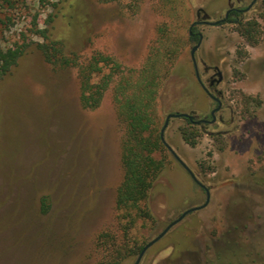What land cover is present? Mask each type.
<instances>
[{
  "label": "rangeland",
  "instance_id": "rangeland-1",
  "mask_svg": "<svg viewBox=\"0 0 264 264\" xmlns=\"http://www.w3.org/2000/svg\"><path fill=\"white\" fill-rule=\"evenodd\" d=\"M63 1L0 0V47L25 45L17 66L0 82V264H99L98 236L111 232L122 239L116 199L125 126L116 93L129 78L136 82L157 52H175L155 105L158 133L170 113L205 118L216 107L196 78L190 27L200 9L208 21L224 18L232 0H141L137 6L131 0H76L78 21L71 27ZM251 1L232 2L247 7ZM248 22L260 25L255 45L238 24L197 27L204 37L195 54L199 71L205 82L213 70L205 74L204 64L223 72L213 93L222 92L224 109L216 124L200 128L195 147L183 140V118L170 120L165 140L211 198L153 245L140 264L264 263L263 0L240 23ZM37 30H47L51 39L64 37L66 53L80 61L102 53L121 65L97 108L82 106L76 68L45 61ZM156 157L165 167L145 204L153 220L137 222L131 245L146 246L207 200L167 147ZM44 196L50 204L46 214ZM138 256L121 264H135Z\"/></svg>",
  "mask_w": 264,
  "mask_h": 264
},
{
  "label": "trees",
  "instance_id": "trees-1",
  "mask_svg": "<svg viewBox=\"0 0 264 264\" xmlns=\"http://www.w3.org/2000/svg\"><path fill=\"white\" fill-rule=\"evenodd\" d=\"M76 0L68 2L66 7L70 27L78 21ZM103 3L122 2L123 0H99ZM138 5L141 0H131ZM264 4V0H263ZM57 6V5H55ZM65 6H63V9ZM58 17V13L54 16ZM55 20V19H54ZM53 20V21H54ZM240 34L252 45L258 43L260 25L257 22L239 23ZM68 29V28H67ZM65 33L66 28H63ZM164 29L161 30L163 32ZM47 30H37L43 42L37 43L47 63L55 67L78 70L80 101L84 108H97L109 89L114 75L121 72V65L111 56L95 53L89 59L80 61L76 53H66L65 38L55 36L51 39ZM70 32V31H69ZM25 45L15 48L2 49L0 47V82L11 74L14 67L25 54ZM175 52L167 50L162 56L149 58L148 65L139 73V79L134 82L129 78L117 90L119 117L125 126L122 144L123 179L117 189L116 205L121 212L122 239L111 232H103L97 238V246L103 250L99 264H121L125 259L140 254L145 245L130 244V232L139 220H153L152 213L145 206L155 181L162 173L165 162L156 157L157 153L166 150L161 140V134L155 128V105L162 81L170 73L168 63ZM168 62H164L166 59ZM110 72L104 74L105 69ZM134 82V83H133ZM183 140L195 147L201 137L200 128L187 121L182 127ZM49 198H41V212L48 213ZM264 264V263H254Z\"/></svg>",
  "mask_w": 264,
  "mask_h": 264
},
{
  "label": "flooded vegetation",
  "instance_id": "flooded-vegetation-1",
  "mask_svg": "<svg viewBox=\"0 0 264 264\" xmlns=\"http://www.w3.org/2000/svg\"><path fill=\"white\" fill-rule=\"evenodd\" d=\"M233 1V0H232ZM232 1H230V3H229V5H230V7H229V9L226 11V13H225V16H224V18H222V19H220V20H224V23L221 25V26H223V25H231V24H239L241 21H242V17L244 16V15H246L247 13H249L255 6H256V4L259 2V0H252L251 2H250V4L247 6V7H237L236 5H234V3L232 2ZM245 2V0H237V3H239V4H242V3H244ZM228 11H231L230 13H229V15L227 16V13H228ZM197 21L196 22H194V23H196L195 24V26L193 27V29L191 30L192 31V35L190 34V36H191V38H192V41L193 42H196V44H197V42L199 41V38H200V34H202L201 32H199L198 31V29H197V27L198 26H209V25H206L205 24V22H207L208 20H206V19H208V17H207V14L202 10V9H200L198 12H197ZM218 21V20H217ZM218 27H220V26H218ZM195 44V45H196ZM194 45V46H195ZM197 61V60H196ZM197 65H198V62H197ZM204 66H205V74L206 73H210L212 70V75H210V77H209V79L208 80H206V82H208V84H205L206 82L205 81H203V78L201 77V74H200V71H199V66H198V74H197V72H196V78H197V81H198V83L200 84V86H201V88H202V90L211 98V100L216 104V107L214 108V109H212V111H211V113H210V115L209 116H207V117H205V118H198V116H196L195 114H190V113H187V114H189V115H192V116H194V121H190L189 119H187V118H183V119H185L186 121H189V122H191L194 126H197V127H199V128H206V126H212V125H214V124H216L217 122H218V114L219 113H221L222 111H223V109H224V105H223V100H222V92L221 91H219V92H217V95L216 94H214L213 93V91L215 92L216 91V87L218 86V85H220L222 82H223V80L221 81V82H219V79H220V77H219V75H218V73L219 72H221L222 74H223V72L221 71V69L219 68V67H214V68H211V67H208L206 64H204ZM195 68V67H194ZM198 76H199V78H198ZM223 79H224V76H223ZM219 106H220V108H219ZM219 108V109H218ZM218 109V110H217ZM215 110H217L216 112H215V114L213 115V112L215 111ZM176 113H180V112H176ZM182 113H185V112H182ZM170 114H174V113H170ZM170 114H168V116L170 115ZM167 116V117H168ZM167 119V118H166ZM215 119V122L214 123H210V122H212L213 120ZM198 121H205V122H202V123H200L199 125L198 124H196V122H198ZM170 151V150H169ZM171 152V151H170ZM172 153V152H171ZM176 153V152H175ZM172 155H173V153H172ZM174 156V155H173ZM175 157V156H174ZM190 174V173H189ZM191 175V174H190ZM192 177V176H191ZM193 178V177H192ZM197 178V177H196ZM195 181V180H194ZM196 182V181H195ZM197 183V182H196ZM199 185V184H198ZM204 185V184H203ZM200 186V185H199ZM201 188H203L204 190H205V193H206V196H207V187L204 185V186H201ZM209 190V189H208ZM209 192H210V190H209ZM210 195H211V193H210ZM197 208V207H196ZM185 219V218H184ZM183 219V220H184ZM182 220V221H183ZM181 222V221H180ZM179 222V223H180ZM173 223V222H172ZM171 223V224H172ZM178 223V224H179ZM177 225V224H176ZM175 225V226H176ZM172 229V228H171ZM159 242V241H158ZM156 244V243H155ZM154 244V245H155ZM142 252V251H141ZM146 254V253H145ZM140 255V254H139ZM145 256V255H144ZM144 256H143V258H144ZM142 258V259H143ZM137 261V260H136ZM142 261V260H141ZM141 263V262H140Z\"/></svg>",
  "mask_w": 264,
  "mask_h": 264
},
{
  "label": "water",
  "instance_id": "water-1",
  "mask_svg": "<svg viewBox=\"0 0 264 264\" xmlns=\"http://www.w3.org/2000/svg\"><path fill=\"white\" fill-rule=\"evenodd\" d=\"M231 11H228L227 13V16L229 15ZM224 23V20H218V21H215V22H212V21H207L205 22L206 25H209V26H215V27H218V26H221L222 24ZM196 23H193L192 26L190 27V34L192 35V29L193 27L195 26ZM202 42H203V35L200 34V38H199V41L197 42V44L195 46H193L192 50H191V58H192V61H193V64H194V67H195V71L197 72V74L199 73L198 72V65H197V61H196V57H195V54L197 52V50L201 47L202 45ZM220 79H219V82H221L223 80V74L221 72L218 73ZM199 78V76H198ZM220 108V106H219ZM218 108V109H219ZM217 109V110H218ZM215 110L213 112V115L215 114V112L217 111ZM181 118H187L189 119L190 121H194V116L192 115H189L187 113H174V114H170L167 119H166V122L164 124V127L163 129L161 130V140L163 142V144L168 148V150H170L173 155L175 156V158L180 162V164L191 174V176L193 177V179L197 182V184H199L200 186H204L195 176V174L192 172V170L185 164V162L183 160H181V158L175 153V151L171 148V146L166 142L165 140V131L166 129L168 128L169 126V123H170V120L171 119H181ZM202 122H205V121H198L196 122V124H200ZM215 122V119L210 122V123H214ZM207 200H206V203L200 207H197V208H192L190 210H187L186 212H184L176 221H174L172 224H170L157 238H155L154 240H152L150 243H148L142 250V252L140 253V255L138 256V259L136 261L135 264H140L143 256L145 255V253L155 244L157 243L158 241H160L170 230L171 228H173L176 224H178L180 221H182L188 214L192 213V212H195L197 210H200L204 207H206L208 204H209V201H210V198H211V195H210V192L209 190L207 189Z\"/></svg>",
  "mask_w": 264,
  "mask_h": 264
},
{
  "label": "crops",
  "instance_id": "crops-1",
  "mask_svg": "<svg viewBox=\"0 0 264 264\" xmlns=\"http://www.w3.org/2000/svg\"><path fill=\"white\" fill-rule=\"evenodd\" d=\"M203 40H204V37H203Z\"/></svg>",
  "mask_w": 264,
  "mask_h": 264
}]
</instances>
